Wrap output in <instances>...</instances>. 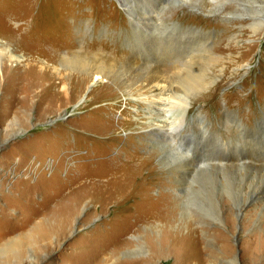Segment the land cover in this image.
Masks as SVG:
<instances>
[{
  "label": "rangeland",
  "instance_id": "rangeland-1",
  "mask_svg": "<svg viewBox=\"0 0 264 264\" xmlns=\"http://www.w3.org/2000/svg\"><path fill=\"white\" fill-rule=\"evenodd\" d=\"M241 5L238 0H225L219 9L224 14L219 16L217 9L207 10L211 6L207 1L196 7L184 1L165 0L157 14L164 37V59L160 61L164 67L170 59L184 61L194 54L205 62L207 53L199 52L205 45L224 56L212 66L216 72L224 65L216 83L193 96V127L181 139L187 154L203 163L264 165V32H251L247 25L249 16L235 13ZM130 24V17L117 0H0V53L6 57L17 54L23 59L5 57V73L0 72V137L9 138L0 143V244L20 237L13 252L0 257V264H69L84 247L89 250L96 245L108 253L102 256H112L113 245L104 243H112L119 234L129 240L145 225L164 227L155 215L163 211L153 209L152 200L148 204L146 196L142 199L140 195L139 200L127 195L108 197L118 184L117 174L127 165L129 154L140 152V159L131 163L137 166L153 149L143 130L151 119L144 107L152 99L143 85L145 81L138 82V74L126 69L117 71L121 76H112L107 87H103L106 80H99L87 90L91 76L62 67L68 58L75 60L80 56L87 66L104 62L111 68L135 55L138 59L143 60L145 55L155 60L149 56L155 37L148 29L134 35ZM236 33L237 38L233 39ZM65 84L69 86L66 89ZM201 115L205 117V129L200 125ZM157 116L153 113L154 119ZM222 142L226 147L219 146ZM160 159L161 156L154 159L159 169L168 170L175 165L173 158L168 163H160ZM157 168L150 177L151 195L159 198L164 192L177 193L171 187V172L163 179ZM238 175L237 183L243 185L246 202L240 215H236L237 206L225 209L229 225L225 219L217 222L211 217L203 218L197 208L194 209L201 216L199 222L182 220L177 208L179 200L176 195L171 198L170 208L175 211L170 227L175 230L173 236H187L192 229L198 243L183 245L181 253L176 254L172 241L161 247L159 239L150 264H264V199L263 193L258 194L259 188L264 187V172L257 174L252 169L249 174ZM158 178L163 179V185L156 183ZM97 179L100 185L93 184L90 192L85 185L90 186V181ZM77 194L81 195L79 199ZM67 204L75 211L73 234L59 240L61 243H53L52 252L38 251L35 238L29 233L36 235L35 225L50 223L55 218V208ZM164 214L169 216L165 211ZM134 257L137 256H121L117 263L113 260L110 264L136 260Z\"/></svg>",
  "mask_w": 264,
  "mask_h": 264
},
{
  "label": "bare ground",
  "instance_id": "bare-ground-1",
  "mask_svg": "<svg viewBox=\"0 0 264 264\" xmlns=\"http://www.w3.org/2000/svg\"><path fill=\"white\" fill-rule=\"evenodd\" d=\"M117 1L121 9L123 10V12L126 13L127 16L130 17V22H131L130 25L132 27V32H134L133 33L134 35H136L138 31L143 33L145 29H148L151 32L149 34H152L155 37V40H156L155 46L152 47L153 51L149 53V56L153 55L152 59L155 58V60H150L149 57L148 56L145 57V55L142 60V59H138V55H135V56H131L130 58H126L127 60L121 63V65H119L118 67L111 68L108 65H106L104 62L98 63L94 66H87V62L84 60L83 56H80V58H77L75 60L68 58L65 61V63H62V67L65 69L70 67L72 69L81 70V72H84L86 75L91 76V80L87 85V90H90L91 85L94 83H97L99 80H103V81L106 80V82H104L103 87H107L109 85V79L112 76L115 75L116 77L120 75L117 71H126V69H130L136 74H138L139 77H136L138 82L140 80L145 81L143 85L145 86L146 90L151 93L150 96L152 97V99L151 101L148 100V102L146 103L147 105L144 107V110L146 111V113L147 112L150 113L151 119L143 127V130L147 134L146 136H149V139L152 142L153 149L148 154V157L145 158L142 162H140L137 166L131 165V163L135 162L137 159L138 160L140 159L141 157L140 152L135 151L129 154V160L126 159V161H128L127 165L124 164L125 166L123 167L125 168L121 170L122 172L120 174H117V175H120L118 176V182H117L118 184L116 185L115 188H113V190L111 191L112 193L108 195V197L109 198L112 196L123 197L124 195H127V197L134 196L135 200H139L138 197L140 195L143 196L142 199H144L145 198L144 196H146L148 200L147 201L148 204L152 200L153 209L156 208L158 211L160 210L163 211L155 215L156 217H159L161 219L164 227H160L159 225L152 223L150 225H145L143 230H138L139 232L133 234L131 239L129 240L123 239L124 236L120 234L118 238L114 237L111 240L112 243L105 242L104 240L105 242L104 244H106V246H107V243L110 246L113 245V248L111 250V251H114L111 254L113 257L105 256V255L102 256L103 253H107V252L104 251L105 249L103 250L100 248H95L97 245L95 247L92 245L94 248L89 247L90 248L89 250L88 249L85 250L88 247H84L82 249L83 252L76 253L75 254L76 258L71 259L72 262L69 264H110L113 260L115 262L118 261L120 259L119 257L121 256L123 258L137 256V257H134L137 259L132 260V261H127V262H121L120 264H150L152 254L157 245L156 241H159V239H160L159 245L161 247H164L170 241H172L173 242L172 250L174 251V253L176 254L181 253L183 245H188L189 243L195 244V243H198V240H197V237H195L197 235L194 236L192 234L193 233L192 229L190 230V233L187 236H182V237L179 235L173 236L175 234V230L171 229L170 227L172 226V223H171L172 213H174L175 211L173 208H170V201L172 200L171 198L174 195H176V198H178L179 200L177 208L178 210H180L182 220L190 219V222L191 221L199 222L201 220L200 215H202L203 218L211 217L212 219H215L217 222L223 221L225 219L227 225H229L230 218L225 217V209H233V206H237L238 210H237L236 215H240V213L243 212V208L245 207V202H246V197L243 198L244 196H246L244 189H243V185L241 184V186H239V184L237 183V180H240L238 173L248 172L249 174V172L252 171V169H256L257 174L264 172V165H254L248 162L236 164L235 162L233 163L230 161H228L227 163H217V162L203 163L201 159L196 160V158L194 157L191 158L187 154V151H185L182 147L181 139L183 137H187L188 133L185 134V132L193 127L192 125L193 121L190 118V113H191L190 108L192 106L193 96L196 95L197 93H201L202 91H205V88L207 87V85L212 86V84L216 83L217 78H219L221 74L223 73L222 71L224 69L223 67L224 65L216 68V72L212 70V66L214 65V62L223 60L224 56L218 53H214L209 47H206L207 45H205L199 51L200 53H204V52L207 53L208 60H206L205 62L204 61L200 62L201 56L199 54L195 56L194 54L191 59L184 60V61H179L178 59H175V60L170 59L169 62L165 64L166 67H164L163 64H160V61L164 59L162 51H161V44L163 42L164 37H161L162 36L161 29H160L161 26L160 27L158 26V23H157L158 15L157 14L162 9L161 5L164 4L165 0H117ZM179 1H181V3L184 1L186 4H191V5L196 4L197 5L196 7L198 6L202 7V2L207 1L211 3V6L207 9L209 10V12H213V8H215L218 10L217 12L219 13L218 14L219 16H223L224 14L221 11H219V9L223 7V3L225 0H179ZM238 1L243 3V6L241 5V10L235 9L236 10L235 13L241 14V15H243L244 13L247 16H249L247 19L248 21L247 25L254 35L263 34L264 32V0H238ZM233 12L234 11H230L229 13H233ZM236 35L237 33L234 34L232 38L236 39L237 38ZM142 36L144 35L142 34ZM150 37L151 35L149 36V38ZM136 38H138V36ZM258 39L259 38H256L254 40H258ZM190 51H193V50H190ZM5 57L6 55L3 52L0 53V72H3V74L5 73L3 70ZM7 57L10 59L20 58L17 54H9ZM18 60L23 61V59L21 58ZM82 67H85V68L82 69ZM82 81H85V80H82ZM132 83L134 84V82ZM84 84H82L81 87ZM72 86L73 84L71 85V87ZM68 87H67V84L64 85L65 89ZM153 113H156L158 115L157 119L153 118ZM165 113L167 115H165ZM249 113H247V115H249ZM201 117L203 120H201L200 125L202 129H205L207 126V124H205V117L202 115ZM195 119L196 118H194V120ZM238 123L241 126V123L240 122ZM224 124H226V121ZM111 126L112 125H109L107 129L110 130ZM198 128L201 129L200 127ZM19 131H21V129ZM182 134H185V135L182 136ZM133 137H135L134 134H133ZM7 139H1L0 137V143H3ZM156 140H158V142H156ZM174 142L176 143L178 142L179 144L177 143L178 145L176 146L174 145ZM219 146L221 148H224L226 147V144L222 142L221 144H219ZM240 153L238 155H240ZM157 156H161L160 163H166L169 158H173L174 163H175L174 167L168 170L157 168V166L154 164V159H156ZM154 168L158 169V172L160 175H162L163 179H164L165 174H168L169 172H171V178H172L171 187L176 189L177 193L173 191H169V193L164 192V194L162 196H159V198H155L153 195H151L150 190L152 189L153 181H152V178L150 177L154 173ZM247 168H249L250 170H248ZM94 175H96V173L91 174L88 177L90 176L92 177ZM163 179L158 178L156 180V183L163 185V182H164ZM90 182H91L90 186H88L89 185L88 183L85 186L87 188H90L89 191L91 192V187H93V184H95L96 186H99L100 183L98 182H101V181L100 180L98 181L97 179L96 181H90ZM136 182H139V183L136 184ZM244 182H246V179H245V176L242 175V183ZM86 187H83V188H86ZM259 189L260 191L258 192V194L261 195L263 193V196L261 197V199H264V187L259 188ZM77 197L79 199L81 195H78ZM44 205L46 206V204ZM41 206H43V203ZM71 208L73 207H69L68 204L62 205L60 207L59 206L56 207L55 210L53 211L55 218H53V220L50 222L51 224L50 223L48 224L37 223L35 225L36 235L34 236L33 234L28 232L31 237L35 238L36 242L34 244L37 245L38 251H42V250L50 251V248L52 249L53 247L51 246L53 245V243H57V242L61 243V241L59 242V240L67 236L69 237V235L71 236L73 234L72 233L73 225L71 226V223H72V218L75 214L74 213L75 211L74 209H71ZM194 208H197L199 212H201L200 215L195 213L196 211L198 212V210ZM37 209L40 210L39 208ZM164 211L169 213V216H166L164 214ZM27 216L25 217L27 218ZM124 220H127V219L125 218ZM136 221L138 220H135V222L133 223L136 224L137 223ZM120 233H124V232H120ZM3 235L1 237H4ZM53 237L56 239H53ZM19 242H20V237L18 235L11 239H7L4 243H1L0 244V257L6 256L8 252H13L12 248H16V244H18ZM261 250L264 251V243L261 246ZM15 251H17V249ZM50 252H49V255H50ZM147 253H149L148 256L146 257L144 256V258L140 257L141 254H147ZM111 258L112 260L109 261ZM233 262L237 263V259L234 258Z\"/></svg>",
  "mask_w": 264,
  "mask_h": 264
}]
</instances>
